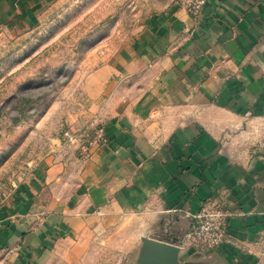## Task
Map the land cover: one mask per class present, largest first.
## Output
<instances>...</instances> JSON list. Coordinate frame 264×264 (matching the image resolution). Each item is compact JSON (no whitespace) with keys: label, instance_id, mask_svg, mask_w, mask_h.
<instances>
[{"label":"crops","instance_id":"1","mask_svg":"<svg viewBox=\"0 0 264 264\" xmlns=\"http://www.w3.org/2000/svg\"><path fill=\"white\" fill-rule=\"evenodd\" d=\"M54 1L0 0V31L31 30ZM85 82L65 131L101 125L106 143L44 135L28 176L0 186V264H87L104 233L129 244L124 264H154L149 242L175 249L156 264H264V0H216L198 18L176 0ZM232 125L244 141H225ZM11 159L0 152L6 180ZM208 199L231 214L215 250L188 236Z\"/></svg>","mask_w":264,"mask_h":264},{"label":"rangeland","instance_id":"2","mask_svg":"<svg viewBox=\"0 0 264 264\" xmlns=\"http://www.w3.org/2000/svg\"><path fill=\"white\" fill-rule=\"evenodd\" d=\"M174 1L55 0L31 30L0 31V152L13 158L5 169L11 164L14 169L10 179L0 174V186L8 182L12 186L26 174L27 162L41 155L44 135L62 136L73 115L83 116L87 78L140 31L146 18ZM60 112L63 118L56 122L53 135L43 133ZM86 122L91 121L82 118ZM240 129L232 125L225 141H244L247 137ZM106 234L92 241L98 256L87 264L125 263L120 255L129 244L106 241Z\"/></svg>","mask_w":264,"mask_h":264},{"label":"built area","instance_id":"3","mask_svg":"<svg viewBox=\"0 0 264 264\" xmlns=\"http://www.w3.org/2000/svg\"><path fill=\"white\" fill-rule=\"evenodd\" d=\"M213 1L216 0H177V4L185 9L192 18H198L203 8ZM93 125L90 122V126ZM62 135L69 144H79L84 151H88L92 147H101L106 143L104 129L101 125L93 128V135L90 137L76 136L68 131L63 132ZM28 173L26 171V174L19 177L12 187L22 182ZM230 215L226 204L212 202L211 199H208L203 202L196 214V223L188 236L192 237L202 250L218 249L227 241Z\"/></svg>","mask_w":264,"mask_h":264},{"label":"water","instance_id":"4","mask_svg":"<svg viewBox=\"0 0 264 264\" xmlns=\"http://www.w3.org/2000/svg\"><path fill=\"white\" fill-rule=\"evenodd\" d=\"M147 250L149 251L150 255L152 256V258H150V261H152V263L156 264V262L159 261L162 257L156 256L158 259L155 260L153 254L161 255V253H162L161 250H164V251L167 250V252L172 253V252H174L175 249L173 247L167 246L165 244H160L157 242H149L148 246H147ZM165 258H167V257L165 256Z\"/></svg>","mask_w":264,"mask_h":264}]
</instances>
